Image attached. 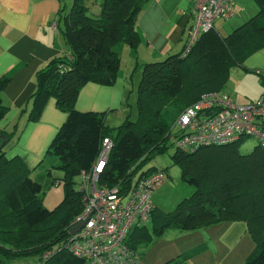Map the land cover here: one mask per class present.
<instances>
[{"label":"trees","instance_id":"trees-1","mask_svg":"<svg viewBox=\"0 0 264 264\" xmlns=\"http://www.w3.org/2000/svg\"><path fill=\"white\" fill-rule=\"evenodd\" d=\"M146 1L102 0L99 13L91 15L86 0H73L70 10L62 14L64 52L36 71L26 121H38L50 98L66 114L47 147L62 171V177L52 183L61 180L64 194L53 208L43 205L41 185L27 178L34 168L21 156L8 154L12 132L0 129L6 141L0 147V264H85L65 245L71 222L83 209L82 192L74 184L81 171H88L95 162L103 139L109 138L112 148L98 186L116 188L118 196L124 198L139 179L158 170L165 174L160 188L166 171L144 166L172 144L176 118L204 93L227 94L221 88L227 83L230 68L240 65L250 70L242 65L244 59L264 49V0H253L257 13L226 35L213 27L201 34L185 55L181 51L135 65L133 72L139 69L140 77L136 88L132 86L134 118L125 88L120 107L127 106L129 113L118 125H108L110 110L80 111L75 103L87 83L114 85L121 66L120 47L126 44L135 50L139 44L136 22ZM8 81V75L0 76V94ZM262 82L264 88V73ZM6 111L0 96V120ZM244 137L195 150L175 147L170 155L172 163L180 167L182 179L194 190L170 211L153 205L148 221L133 224L128 230L127 246L141 256L168 228L190 231L239 221L245 223L255 243L245 264H264V148L256 144L249 152H241L239 144Z\"/></svg>","mask_w":264,"mask_h":264},{"label":"crops","instance_id":"crops-1","mask_svg":"<svg viewBox=\"0 0 264 264\" xmlns=\"http://www.w3.org/2000/svg\"><path fill=\"white\" fill-rule=\"evenodd\" d=\"M72 1L0 0V76H9L0 94L7 107L5 119L26 121L29 97L36 88V71L64 52L60 20L62 14L70 10ZM101 1L86 0L87 11L97 15ZM234 15L228 19H215L214 29L221 35L229 33L231 30L223 29L222 24ZM194 18L195 11L190 0H147L136 22L139 44L135 50L129 48L135 56V65L180 53L186 46ZM246 64L250 70L241 69L245 76L257 73L258 80L252 92L237 95L245 101L243 105L255 101L263 92L264 52H255ZM120 69L112 86L87 83L78 95L75 108L80 111L112 110L106 119L110 113H118L124 118L120 103L126 85ZM65 118L66 114L58 110L54 99L50 98L40 119L25 123L18 141L9 147L8 154L21 156L26 164L35 162L31 167L35 168ZM24 146L31 153L25 152L22 149ZM152 203L157 207L156 203ZM254 246L246 226L239 221L220 222L190 231L168 228L154 239L135 264H242L243 257L246 258ZM198 248L197 253L181 260L185 254Z\"/></svg>","mask_w":264,"mask_h":264},{"label":"built area","instance_id":"built-area-1","mask_svg":"<svg viewBox=\"0 0 264 264\" xmlns=\"http://www.w3.org/2000/svg\"><path fill=\"white\" fill-rule=\"evenodd\" d=\"M190 1L195 18L182 55L190 51L201 34L213 28L215 19H228L234 13V0ZM174 125L177 132L170 135V140L178 148L223 145L243 136L254 138L264 148V90L255 101L244 105H237L225 93H204L179 114ZM111 146V140L104 138L91 168L80 173L83 209L71 226L82 220L84 224L65 245L87 264H135L140 259L125 238L133 224L148 221L153 209L151 195L165 179V174L157 170L139 179L124 198L118 196L116 188L98 186Z\"/></svg>","mask_w":264,"mask_h":264},{"label":"rangeland","instance_id":"rangeland-1","mask_svg":"<svg viewBox=\"0 0 264 264\" xmlns=\"http://www.w3.org/2000/svg\"><path fill=\"white\" fill-rule=\"evenodd\" d=\"M234 3H235V6H234L235 15L228 21L223 22L222 27L225 30L227 29L232 30L234 25H239L236 23H240V24L243 23L244 21L252 17L258 11L257 5L255 4L253 0H234ZM120 51H121L120 73L125 79V85H126L125 87L127 90V96L130 95L129 103L132 105L130 113H131V117L134 118L135 93L132 92L133 91L132 86L134 89L136 88V85L140 77V70L138 69L133 72V69L135 67V56L134 54L130 53V49L126 44H123L120 47ZM261 51L264 52V49H262ZM249 57L244 59L242 63L243 66L247 67L246 60ZM241 69L243 68L240 65L232 66L229 70V77L227 79V83L221 88V91L227 92L228 94L230 93L232 95V98L237 105H243V103H245V101L238 98L237 95L242 94L244 92H248V91L252 92L253 91L252 87L256 85V82L258 80L257 73H252V74L247 73V76H245V72H243ZM122 108L123 109L121 110V112L122 113L124 112L125 115H127L129 113V108L127 106L122 107ZM125 115H122V116L125 117ZM121 118L122 117L121 116L119 117L118 113H110L107 116L106 124L116 126L121 122ZM25 123H28V122L25 121L23 123V120H18L15 118H8V119L3 118L0 120V129H5L6 131L12 132L11 144L7 145L6 148L13 146V144H15L18 141L19 135L22 133L24 126L26 125ZM256 144L257 142L254 138L244 137L243 140L239 144L240 151L243 153H247ZM22 149L25 152L31 153V150L27 146L22 147ZM174 151H175V146L170 143L166 152L156 156L154 159H151L144 166V168L155 166L159 169L163 168L166 171V181L157 191H154V193L151 196L152 197L151 201L156 203L157 208L163 211H170L174 209L177 206L179 201L191 195L194 190L193 186L186 183L182 179L180 167L172 163L170 155ZM42 155L43 156L40 159L41 160L40 163H38L35 166V168L28 174L27 178L31 180L32 182L38 183L41 185L42 203L45 207L51 209L57 203L60 202L64 194V187H63V183L61 182V180L59 184H56L55 182L52 183L53 179L55 178L60 179L62 177V171L58 167H56V165L58 164L57 158L53 154L48 153L47 148L45 150V153H43ZM34 163L29 164L27 162L28 166L30 167H32ZM79 177L77 176L76 183L74 184V188L77 190L79 189V183H80ZM245 226L246 225L244 223V227ZM242 230L241 232H243ZM231 233L237 234V232H231ZM245 259L246 258L243 257L242 264H245ZM20 264H32V263L27 262V261H21Z\"/></svg>","mask_w":264,"mask_h":264},{"label":"water","instance_id":"water-1","mask_svg":"<svg viewBox=\"0 0 264 264\" xmlns=\"http://www.w3.org/2000/svg\"><path fill=\"white\" fill-rule=\"evenodd\" d=\"M4 137H5L4 135H0V138L3 139L0 144V147L4 146L6 143V141L4 140ZM83 224H84V220L76 223L72 228H70L69 230L70 235L75 234L83 226Z\"/></svg>","mask_w":264,"mask_h":264}]
</instances>
